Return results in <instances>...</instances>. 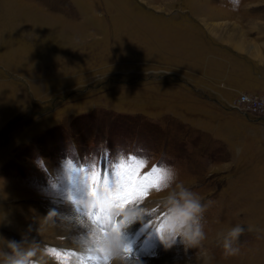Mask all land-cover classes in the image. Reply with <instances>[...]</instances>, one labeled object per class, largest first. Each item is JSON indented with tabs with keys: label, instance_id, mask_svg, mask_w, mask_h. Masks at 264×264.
I'll use <instances>...</instances> for the list:
<instances>
[{
	"label": "rangeland",
	"instance_id": "374dc122",
	"mask_svg": "<svg viewBox=\"0 0 264 264\" xmlns=\"http://www.w3.org/2000/svg\"><path fill=\"white\" fill-rule=\"evenodd\" d=\"M259 114L264 0H240L236 11L229 0H0V264H114V254L264 264ZM101 166L108 202L98 194L100 204L80 210ZM165 168L174 172L167 181ZM153 169L140 183L136 173ZM147 185L142 202L117 198L126 189L131 200ZM185 192L203 208L199 246L177 239L165 248V224L150 256L113 252L100 225L121 238L143 219L162 225ZM101 205L107 220L96 216ZM51 207L74 210L102 238L83 230L79 251L68 246L42 229ZM237 225L244 231L231 244L239 253L226 256Z\"/></svg>",
	"mask_w": 264,
	"mask_h": 264
},
{
	"label": "clouds",
	"instance_id": "9594fccd",
	"mask_svg": "<svg viewBox=\"0 0 264 264\" xmlns=\"http://www.w3.org/2000/svg\"><path fill=\"white\" fill-rule=\"evenodd\" d=\"M229 3L232 5L234 11L239 9L240 0H229ZM37 163L43 167L42 160H37ZM163 171L166 181L172 179L174 176V172L169 168H165ZM164 186L166 187L167 184L165 183ZM192 195L187 192L182 193L184 203L182 205H175L172 209L164 235L161 238V242L165 248H170L177 242V239L185 247H197L205 238L202 227L197 219L198 214L202 213L203 208L199 204V199L192 198ZM49 215H54V213H50ZM243 231L244 229L237 225L228 232V239H226L223 245L224 255L234 256L239 253V248H233L231 241H235ZM111 247L114 253H118V241L115 237L112 238ZM34 255L35 253L33 252L28 253L29 257ZM113 259L118 260L119 256L114 254ZM17 264H24V262L18 261ZM33 264H36V262L33 261Z\"/></svg>",
	"mask_w": 264,
	"mask_h": 264
},
{
	"label": "bare ground",
	"instance_id": "6f19581e",
	"mask_svg": "<svg viewBox=\"0 0 264 264\" xmlns=\"http://www.w3.org/2000/svg\"><path fill=\"white\" fill-rule=\"evenodd\" d=\"M79 209L81 210V208H79ZM126 210H127V208L125 206L121 210L119 215H123ZM50 213H54V215H49ZM36 220H37V218H36ZM41 221L43 224L42 229L45 232L52 233L54 235L64 236L65 243H67L68 246H72V247L74 246V248L78 251H79V249H77V248L80 247L78 245V243L82 242L84 239L83 237L80 236V234H81L80 232H82L83 230H85L87 236H90V237L94 236V238L96 237L99 239H101L102 235L104 234L102 231L98 230L94 225L93 226L90 225L84 218H81L77 213L75 214L74 210L71 211V209L68 211H66V210L64 211L63 209L60 210L58 208H52L51 207L49 211L42 214ZM74 234H76L77 237ZM104 244H106V243H104ZM85 253H86V251H85ZM88 253H91V252H88ZM97 255L98 256L102 255V257H104L107 255V252L104 254V251L103 252L100 251V253ZM110 257H111V255H110ZM160 257L161 256H159V259L157 258V259H155V261H152V263H150L148 260H146V261L145 260L144 261L143 260H135L134 258L125 260V259L120 257L118 260L114 259L113 263L114 264L115 263L116 264H138V262H139V264H178L177 262H174V261L172 263V261L170 260L171 259L170 257H161V258ZM78 258L75 257L74 260L72 259L71 264H83ZM206 258H207L206 256L205 257L202 256V257H198V259H195V260L183 261V262H181V264H205ZM91 260L95 261V259H91Z\"/></svg>",
	"mask_w": 264,
	"mask_h": 264
},
{
	"label": "snow or ice",
	"instance_id": "6c2138e0",
	"mask_svg": "<svg viewBox=\"0 0 264 264\" xmlns=\"http://www.w3.org/2000/svg\"><path fill=\"white\" fill-rule=\"evenodd\" d=\"M143 164L142 161L137 162V168L139 169H143V167H141V165ZM158 173L157 169H153L152 172L150 173V175L148 177L144 176V173L141 172H137L136 176L137 178H141L140 179V183H144L145 181H148L149 179H151L152 177H155ZM151 188L147 185V188L142 189L138 194H134L133 198L131 200L126 199L128 193L126 189H122L120 196H118L117 198H121V197H125L124 199V203H139L142 202L144 199H146L147 195H148V190H150ZM104 205H101V211L104 210Z\"/></svg>",
	"mask_w": 264,
	"mask_h": 264
},
{
	"label": "built area",
	"instance_id": "2783aa9c",
	"mask_svg": "<svg viewBox=\"0 0 264 264\" xmlns=\"http://www.w3.org/2000/svg\"><path fill=\"white\" fill-rule=\"evenodd\" d=\"M243 100H246V96H244V98H242ZM230 107L234 108L235 110H237L239 113L247 116V112L246 110L242 109L241 107L235 105V104H229ZM256 119H260V120H263L264 119V115L263 114H259V115H256Z\"/></svg>",
	"mask_w": 264,
	"mask_h": 264
},
{
	"label": "crops",
	"instance_id": "0c3cea01",
	"mask_svg": "<svg viewBox=\"0 0 264 264\" xmlns=\"http://www.w3.org/2000/svg\"><path fill=\"white\" fill-rule=\"evenodd\" d=\"M238 30H239V29H238ZM239 34H240V37H242V36H241V35H242L241 32H240Z\"/></svg>",
	"mask_w": 264,
	"mask_h": 264
}]
</instances>
